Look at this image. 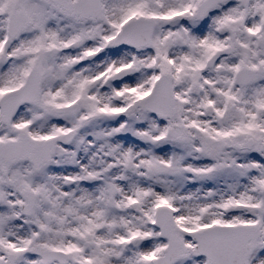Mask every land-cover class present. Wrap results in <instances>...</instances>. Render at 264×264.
Returning <instances> with one entry per match:
<instances>
[{
  "label": "snow or ice",
  "instance_id": "1",
  "mask_svg": "<svg viewBox=\"0 0 264 264\" xmlns=\"http://www.w3.org/2000/svg\"><path fill=\"white\" fill-rule=\"evenodd\" d=\"M0 264H264V0H0Z\"/></svg>",
  "mask_w": 264,
  "mask_h": 264
}]
</instances>
